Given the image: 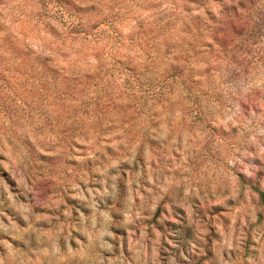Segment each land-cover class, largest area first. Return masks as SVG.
Masks as SVG:
<instances>
[{"label":"rangeland","instance_id":"obj_1","mask_svg":"<svg viewBox=\"0 0 264 264\" xmlns=\"http://www.w3.org/2000/svg\"><path fill=\"white\" fill-rule=\"evenodd\" d=\"M264 0H0V264H264Z\"/></svg>","mask_w":264,"mask_h":264},{"label":"trees","instance_id":"obj_2","mask_svg":"<svg viewBox=\"0 0 264 264\" xmlns=\"http://www.w3.org/2000/svg\"><path fill=\"white\" fill-rule=\"evenodd\" d=\"M259 194L261 196V199L264 201V191L258 190Z\"/></svg>","mask_w":264,"mask_h":264}]
</instances>
